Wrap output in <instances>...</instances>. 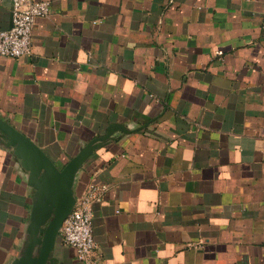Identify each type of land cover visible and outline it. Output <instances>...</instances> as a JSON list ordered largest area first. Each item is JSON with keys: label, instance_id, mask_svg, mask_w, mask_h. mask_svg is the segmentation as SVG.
<instances>
[{"label": "crops", "instance_id": "0c3cea01", "mask_svg": "<svg viewBox=\"0 0 264 264\" xmlns=\"http://www.w3.org/2000/svg\"><path fill=\"white\" fill-rule=\"evenodd\" d=\"M44 1L32 53L0 54V116L60 167L111 123L133 130L76 175L77 198L108 185L97 264H264V0ZM34 193L0 142V264L24 248Z\"/></svg>", "mask_w": 264, "mask_h": 264}, {"label": "water", "instance_id": "95a60500", "mask_svg": "<svg viewBox=\"0 0 264 264\" xmlns=\"http://www.w3.org/2000/svg\"><path fill=\"white\" fill-rule=\"evenodd\" d=\"M118 130L133 131L120 123H111L106 133L88 141L60 167L38 143L0 116V142L13 149L21 167L28 173L29 185L35 189L24 248L9 264H60L56 243L77 201L76 175L98 148L118 138L114 136Z\"/></svg>", "mask_w": 264, "mask_h": 264}, {"label": "built area", "instance_id": "2783aa9c", "mask_svg": "<svg viewBox=\"0 0 264 264\" xmlns=\"http://www.w3.org/2000/svg\"><path fill=\"white\" fill-rule=\"evenodd\" d=\"M12 23L0 31V54L22 58L32 53V34L39 17L49 15L50 2L44 0H11ZM108 185L92 180L86 191L77 198L73 210L61 228L65 244L76 251L83 264H97L96 241L93 234L94 204L105 197Z\"/></svg>", "mask_w": 264, "mask_h": 264}]
</instances>
